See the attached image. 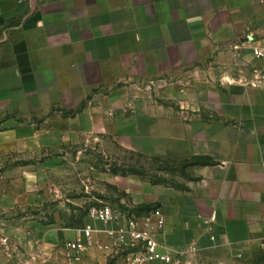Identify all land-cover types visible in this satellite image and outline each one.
I'll list each match as a JSON object with an SVG mask.
<instances>
[{
  "label": "crops",
  "instance_id": "1",
  "mask_svg": "<svg viewBox=\"0 0 264 264\" xmlns=\"http://www.w3.org/2000/svg\"><path fill=\"white\" fill-rule=\"evenodd\" d=\"M262 40L264 0H0V165L105 136L204 160L185 191L141 183L134 204L162 208L179 260L264 264Z\"/></svg>",
  "mask_w": 264,
  "mask_h": 264
},
{
  "label": "rangeland",
  "instance_id": "2",
  "mask_svg": "<svg viewBox=\"0 0 264 264\" xmlns=\"http://www.w3.org/2000/svg\"><path fill=\"white\" fill-rule=\"evenodd\" d=\"M190 163L173 155L128 151L107 136L97 145L59 144L33 157L6 159L0 165V193L15 207L1 218L0 236L9 243L0 245V264H124L127 254L106 261L89 252L75 258L67 244L84 227H101L89 218L94 207L145 212V206L134 204L138 184L185 191L194 181ZM172 264L197 263L178 257Z\"/></svg>",
  "mask_w": 264,
  "mask_h": 264
},
{
  "label": "built area",
  "instance_id": "3",
  "mask_svg": "<svg viewBox=\"0 0 264 264\" xmlns=\"http://www.w3.org/2000/svg\"><path fill=\"white\" fill-rule=\"evenodd\" d=\"M253 54L264 63V40L254 46ZM89 218L105 230L100 232L91 225L79 230L77 237L67 244L68 252L75 258L98 250L110 259L127 254L124 264H172L178 256L160 242L166 229V217L160 207L138 215L100 206L89 211ZM100 234L106 236V243L96 239ZM8 243V238L0 236V245Z\"/></svg>",
  "mask_w": 264,
  "mask_h": 264
},
{
  "label": "trees",
  "instance_id": "4",
  "mask_svg": "<svg viewBox=\"0 0 264 264\" xmlns=\"http://www.w3.org/2000/svg\"><path fill=\"white\" fill-rule=\"evenodd\" d=\"M193 162H194L193 165H196V164L198 165V164H201V163H202V162H201L200 160H198V159L193 160ZM202 164H203V163H202ZM154 185H157V183H154ZM151 209H152V208H151V207H148V206H145V207H142V208H141V210H142V211H145V212H146V211H149V210H151Z\"/></svg>",
  "mask_w": 264,
  "mask_h": 264
}]
</instances>
